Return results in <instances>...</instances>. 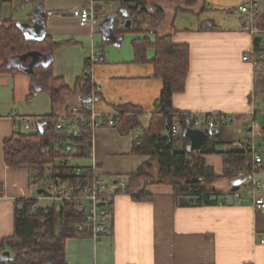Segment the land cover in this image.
Returning <instances> with one entry per match:
<instances>
[{
	"label": "crops",
	"instance_id": "obj_1",
	"mask_svg": "<svg viewBox=\"0 0 264 264\" xmlns=\"http://www.w3.org/2000/svg\"><path fill=\"white\" fill-rule=\"evenodd\" d=\"M252 1L159 0L165 19L158 33L171 34L174 44L190 49L185 90L174 96L176 113L200 120L225 118L218 153L202 156L206 166L222 177L225 153L251 151L253 162L256 156L262 158L250 182L240 185L238 192L245 202L239 205L231 193L234 182L243 178L216 183L213 188L222 196L213 205L200 204L195 198L175 200L170 184L148 186L145 193L150 197L142 201L120 191L113 199L111 236L99 242L69 239V264H264V211L253 206L255 198H264V138L263 143L256 139L257 129L264 132V72L257 69L256 59L254 66L243 60L246 53L257 49L264 0H256L261 11L252 21L238 11ZM95 5L93 0H22L0 7V23L33 26L38 20L35 13L45 16L47 36L63 44L46 63L71 89L53 106L49 93L40 88L30 97V75L24 71H0V239L14 235L17 202L37 200L43 193H39L41 185L33 193V184L40 181L32 178L28 167L6 165L4 143L18 131L34 133L31 128L39 129L38 122L44 117L66 120L69 107L84 106L94 98L101 126L92 133L90 156L71 157L70 166L95 167L114 185L121 179L127 181L151 159L133 154L136 133L123 135L109 122L118 120L121 107L132 106L142 112L138 118L143 129L150 127L164 84L155 76V49L147 50V63H136L133 42L148 38L154 44L156 36L117 38L116 28L126 26L120 19L128 21L127 11L106 3L105 12L97 15ZM179 8L184 11H176ZM84 9H92L97 22L82 26L74 12ZM31 61L16 66L25 69ZM86 73L91 80H86ZM83 82L93 86L90 98L83 96ZM218 130L217 126L213 131ZM253 183L262 184L254 196L248 194ZM44 203L39 205L46 206Z\"/></svg>",
	"mask_w": 264,
	"mask_h": 264
},
{
	"label": "trees",
	"instance_id": "obj_2",
	"mask_svg": "<svg viewBox=\"0 0 264 264\" xmlns=\"http://www.w3.org/2000/svg\"><path fill=\"white\" fill-rule=\"evenodd\" d=\"M15 1L22 0H0V7ZM93 1L96 3L94 9L97 15L105 12L103 5L106 3L117 5L120 12L127 11L131 27H120L118 24L117 38L121 39L127 34L156 36L154 44L148 38L133 42L135 62L147 63V50L154 48L155 76L164 84L148 129H143L139 121L141 110L132 106L120 108L116 126L123 135L136 133L133 154L148 155L151 158L147 164L129 176L123 192L130 194L135 201H142L150 197L145 193L148 186L170 184L175 192V200L195 198L200 204L213 205L219 203L222 196L221 192L213 188L216 183L250 178L244 182L249 183L256 166L252 161L251 151L223 154L225 171L222 177H218L212 168L206 166L202 158L203 155L218 153V147L223 143L222 127L225 126L221 120L216 121V127L219 128L217 133L213 131L205 133L200 150L191 148L192 141L185 133L193 129V123L189 116L178 115L173 105L174 96L185 90L191 62L190 49L187 45L174 44L171 34L158 33L159 26L165 19V10L159 5V0ZM176 11L184 10L179 8ZM40 18L45 22V16L41 15ZM258 29L262 33L255 40L256 50L264 42V14L261 16ZM62 45L54 43L47 34L36 40L27 39L14 21L1 22L0 71L10 69L12 59L25 57L31 53L51 56ZM256 62L258 67L264 66V61L256 58ZM11 70L21 71L19 68ZM30 80V97L37 88H40L49 93L53 106L60 103L63 93L71 91L62 78L53 75L52 66L48 63L35 67ZM80 84L81 82L77 83L79 86ZM81 88L84 98L92 96L94 89L91 82H83ZM42 122L45 127L38 134L18 131L5 141L6 165L13 169L28 167L33 173L32 178L40 182L45 180L54 183L69 182L77 187L92 183L91 171L77 176L74 168L78 166H62L60 160L64 156L67 144H72L75 148L71 157L88 158L92 148L93 130L89 126L79 124V136L76 137L69 128L63 130L57 128L60 122L57 117L50 115L44 117ZM175 122L179 124L180 129L177 135L171 132V126ZM46 170H49V175H46ZM240 189V186L234 185L231 193L235 194ZM36 205L37 209L33 212ZM85 222L86 215L78 212L74 204L64 203L56 208L40 206L35 199L19 200L15 210L14 235L0 239V256L4 252H9L11 259L0 261V264H69L66 259V242L76 238L77 226Z\"/></svg>",
	"mask_w": 264,
	"mask_h": 264
},
{
	"label": "built area",
	"instance_id": "obj_3",
	"mask_svg": "<svg viewBox=\"0 0 264 264\" xmlns=\"http://www.w3.org/2000/svg\"><path fill=\"white\" fill-rule=\"evenodd\" d=\"M239 13L247 20H254L260 15V6L256 0L251 3L242 5L238 9ZM76 17L82 26L93 24L97 22L92 9H84L74 12ZM121 25H126V22L120 19ZM264 61V42L261 44L258 50H252L246 53L243 57L245 62L255 64V59ZM97 62V57L94 58ZM258 70L264 72V66L257 67ZM92 103L89 102L84 106H74L71 109V114L68 120H61L58 124V129L63 130L69 128L74 136H79L78 126L79 124L89 126L93 131L98 129L101 125L98 120V115L94 110L93 103L95 101L92 98ZM189 120L193 123L194 130H204L212 132L216 128V121H224V117H212L204 120L197 119L194 116H189ZM116 120H110L109 125L114 126ZM170 126V124H167ZM34 134H38L40 129L37 126L32 128ZM171 132L173 135H177L180 132L179 124L175 122L171 126ZM75 148L72 144H67L64 148V156L60 160L62 166H69L71 155ZM262 158L255 157V163L258 166L261 164ZM91 171L93 173L92 183L77 187L71 185L69 182L54 183L51 180L43 181L41 188L43 193L37 198L38 203L50 202L58 208L61 204L71 203L75 205V208L80 213L86 215V222L77 226V239L92 238L99 242L103 238H108L112 234L111 221L113 218V199L120 192L126 189L127 183L124 179H121L117 185H114L111 181H108L102 174L98 173L95 167H89L87 169L82 167H75L74 173L77 176H82L85 172ZM262 189V184L253 183L248 190L249 195H255L258 190ZM236 202L240 205L245 202V198L239 193L234 195ZM253 206L256 210L264 211V198L257 197L253 201ZM37 209L33 207V212ZM264 243V239L262 240Z\"/></svg>",
	"mask_w": 264,
	"mask_h": 264
},
{
	"label": "water",
	"instance_id": "obj_4",
	"mask_svg": "<svg viewBox=\"0 0 264 264\" xmlns=\"http://www.w3.org/2000/svg\"><path fill=\"white\" fill-rule=\"evenodd\" d=\"M35 17H37L38 20L34 21V25H18V28L24 33L25 37L27 39H31V40H36L38 38H43L46 35V30H45V23L43 20H41L39 13H35ZM131 27V21L128 20L126 22V28H130ZM31 34H34V36H30ZM32 58L31 63L28 65L27 68H19L21 71H24L26 74L28 75H32L34 73V68L38 67L40 65L45 64L46 62H48L51 58V56H43L40 54H34L31 53L25 57H21V58H15L11 60V63L9 64V68H18V66H16L17 64H22L23 61H26L28 58ZM86 80L89 81L91 80L90 75L86 74ZM39 125V129L43 131L45 124L44 122H38ZM264 129V127H263ZM214 133H217V131H213ZM186 136H188L191 141H192V145L191 148L193 150H200L204 139H205V134H203L202 132L198 131V130H188L185 133ZM250 178H243L241 180H237L236 182H234L235 186H240L241 184H243L246 180H249ZM43 190H40L39 193H42ZM11 259V254L9 252H4L1 256H0V261H9Z\"/></svg>",
	"mask_w": 264,
	"mask_h": 264
},
{
	"label": "rangeland",
	"instance_id": "obj_5",
	"mask_svg": "<svg viewBox=\"0 0 264 264\" xmlns=\"http://www.w3.org/2000/svg\"><path fill=\"white\" fill-rule=\"evenodd\" d=\"M86 74H87V73H86ZM260 123H263V122H262V118L260 119ZM23 129H24V128H23ZM31 129H32V128H31ZM257 132L259 133L258 136L256 137V139H257V143H258V142L260 143V142L263 141V138H264V132H263V130L260 129V128L257 129ZM262 143H263V142H262ZM263 156H264V155H263ZM45 173H46V175H49L50 172H49V170H46ZM40 185H42V182H40L39 185H34V184H33V188H32L33 193L36 194V193L38 192V190H39V186H40ZM49 204H50V202H45V203H44V205H46V206H48Z\"/></svg>",
	"mask_w": 264,
	"mask_h": 264
}]
</instances>
